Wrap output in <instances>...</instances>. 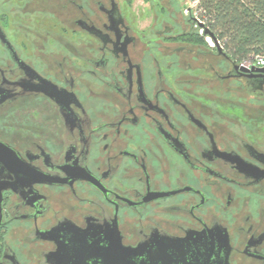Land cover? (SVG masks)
I'll list each match as a JSON object with an SVG mask.
<instances>
[{
	"label": "flooded vegetation",
	"instance_id": "af4514ba",
	"mask_svg": "<svg viewBox=\"0 0 264 264\" xmlns=\"http://www.w3.org/2000/svg\"><path fill=\"white\" fill-rule=\"evenodd\" d=\"M145 1L0 0V264H264V74Z\"/></svg>",
	"mask_w": 264,
	"mask_h": 264
},
{
	"label": "trees",
	"instance_id": "16d2710c",
	"mask_svg": "<svg viewBox=\"0 0 264 264\" xmlns=\"http://www.w3.org/2000/svg\"><path fill=\"white\" fill-rule=\"evenodd\" d=\"M200 8L212 34L232 58L264 56V0H200Z\"/></svg>",
	"mask_w": 264,
	"mask_h": 264
},
{
	"label": "built area",
	"instance_id": "2783aa9c",
	"mask_svg": "<svg viewBox=\"0 0 264 264\" xmlns=\"http://www.w3.org/2000/svg\"><path fill=\"white\" fill-rule=\"evenodd\" d=\"M203 15L204 11L200 8V0H185L183 16L192 21L193 27L198 35L203 38L211 48L216 49L218 45L224 51L222 44L218 40L215 43L211 35L207 34L212 33V31ZM238 66L240 69H244L249 73L255 72L258 69H264V56H250L245 60L238 61Z\"/></svg>",
	"mask_w": 264,
	"mask_h": 264
},
{
	"label": "rangeland",
	"instance_id": "374dc122",
	"mask_svg": "<svg viewBox=\"0 0 264 264\" xmlns=\"http://www.w3.org/2000/svg\"><path fill=\"white\" fill-rule=\"evenodd\" d=\"M135 9H136V11H142L143 9H145V8H148V5L147 6H145V4H146V1H145V3H143V0H135ZM177 5H179V7H180V14L183 16V9H184V7H185V0H177ZM184 17V16H183ZM186 19H188V18H186ZM193 26V25H192ZM203 39V38H202ZM204 40V39H203ZM206 43V42H205ZM207 44V43H206Z\"/></svg>",
	"mask_w": 264,
	"mask_h": 264
},
{
	"label": "water",
	"instance_id": "95a60500",
	"mask_svg": "<svg viewBox=\"0 0 264 264\" xmlns=\"http://www.w3.org/2000/svg\"><path fill=\"white\" fill-rule=\"evenodd\" d=\"M207 34H210L211 35V37H212V39L215 41V43H216V38L214 37V35L212 34V33H207ZM217 49H218V52L219 53H223L224 51L217 45ZM242 72H244V73H249V72H247V71H245L244 69H242ZM255 73H261V74H264V69H258V70H256L255 71ZM8 161L10 160V158L9 157H7L6 158ZM9 164V163H8ZM133 264V263H132Z\"/></svg>",
	"mask_w": 264,
	"mask_h": 264
}]
</instances>
